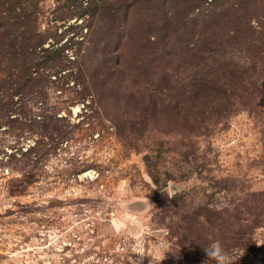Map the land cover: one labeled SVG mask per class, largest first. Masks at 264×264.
<instances>
[{
    "label": "rangeland",
    "instance_id": "obj_1",
    "mask_svg": "<svg viewBox=\"0 0 264 264\" xmlns=\"http://www.w3.org/2000/svg\"><path fill=\"white\" fill-rule=\"evenodd\" d=\"M34 34L81 74L45 115L13 84ZM216 240L264 264V0H0V264H216Z\"/></svg>",
    "mask_w": 264,
    "mask_h": 264
},
{
    "label": "trees",
    "instance_id": "obj_2",
    "mask_svg": "<svg viewBox=\"0 0 264 264\" xmlns=\"http://www.w3.org/2000/svg\"><path fill=\"white\" fill-rule=\"evenodd\" d=\"M35 42L31 45L30 56L29 51L21 52L20 57L25 58L30 63L27 66L23 65L21 67L22 73L20 74L21 79L15 80L13 83L16 85V91L21 90L23 92H30L33 94L32 102L35 104H40L39 109L41 115H45L49 112V109L45 106V100L47 99V88L51 84L64 85L70 79H74L79 82L81 74H79V69L77 67H72L74 63L70 61L69 58L64 55V51L67 47L65 46H55V44L48 45V47H43L42 37L39 34L33 35ZM26 42H31L28 38H24L22 45ZM21 51H25L23 48ZM76 68V71L70 70ZM32 70V71H31ZM53 71L56 76V80H50V75L46 74V71ZM67 70V73L62 75L61 73ZM20 71V68H19ZM34 74V75H33ZM9 83V79L7 80ZM12 84V83H11ZM34 100V101H33ZM9 107H6V111H9ZM22 114H24L25 121H28L30 125L35 126L38 122L32 119L34 114L29 109H22Z\"/></svg>",
    "mask_w": 264,
    "mask_h": 264
},
{
    "label": "clouds",
    "instance_id": "obj_3",
    "mask_svg": "<svg viewBox=\"0 0 264 264\" xmlns=\"http://www.w3.org/2000/svg\"><path fill=\"white\" fill-rule=\"evenodd\" d=\"M204 252L207 259L210 258L214 260L216 264H231V257L223 249L218 240L214 241L209 248L204 249ZM203 264H207V260H205Z\"/></svg>",
    "mask_w": 264,
    "mask_h": 264
}]
</instances>
